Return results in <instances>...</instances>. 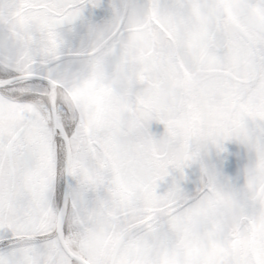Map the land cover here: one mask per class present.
Here are the masks:
<instances>
[{"label":"snow or ice","instance_id":"1","mask_svg":"<svg viewBox=\"0 0 264 264\" xmlns=\"http://www.w3.org/2000/svg\"><path fill=\"white\" fill-rule=\"evenodd\" d=\"M0 264H264V0H0Z\"/></svg>","mask_w":264,"mask_h":264},{"label":"flooded vegetation","instance_id":"2","mask_svg":"<svg viewBox=\"0 0 264 264\" xmlns=\"http://www.w3.org/2000/svg\"><path fill=\"white\" fill-rule=\"evenodd\" d=\"M156 128H159L160 131L163 130V126L162 125L153 124V129L155 130Z\"/></svg>","mask_w":264,"mask_h":264}]
</instances>
